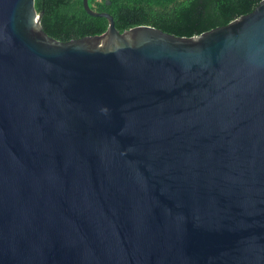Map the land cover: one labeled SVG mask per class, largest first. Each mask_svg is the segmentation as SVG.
Segmentation results:
<instances>
[{"label": "water", "instance_id": "95a60500", "mask_svg": "<svg viewBox=\"0 0 264 264\" xmlns=\"http://www.w3.org/2000/svg\"><path fill=\"white\" fill-rule=\"evenodd\" d=\"M34 1L0 0V264H264V0L191 38L82 0L69 42Z\"/></svg>", "mask_w": 264, "mask_h": 264}, {"label": "trees", "instance_id": "16d2710c", "mask_svg": "<svg viewBox=\"0 0 264 264\" xmlns=\"http://www.w3.org/2000/svg\"><path fill=\"white\" fill-rule=\"evenodd\" d=\"M109 1V4H107ZM263 0H88L94 12L112 16L115 28L124 32L151 26L175 37L191 38L249 14ZM42 12V30L59 42L99 36L106 32L105 18L89 16L82 0H35Z\"/></svg>", "mask_w": 264, "mask_h": 264}]
</instances>
